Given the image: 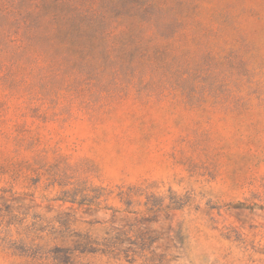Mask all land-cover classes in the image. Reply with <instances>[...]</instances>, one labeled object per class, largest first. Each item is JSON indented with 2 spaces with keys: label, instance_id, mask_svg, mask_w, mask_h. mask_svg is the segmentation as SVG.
<instances>
[{
  "label": "rangeland",
  "instance_id": "1",
  "mask_svg": "<svg viewBox=\"0 0 264 264\" xmlns=\"http://www.w3.org/2000/svg\"><path fill=\"white\" fill-rule=\"evenodd\" d=\"M42 1L0 0V264H264V0Z\"/></svg>",
  "mask_w": 264,
  "mask_h": 264
},
{
  "label": "trees",
  "instance_id": "2",
  "mask_svg": "<svg viewBox=\"0 0 264 264\" xmlns=\"http://www.w3.org/2000/svg\"><path fill=\"white\" fill-rule=\"evenodd\" d=\"M64 3L65 0H50V3L47 4L46 0H43L39 8L35 12L33 11L35 14L32 13L34 22L37 24L36 25L37 28L39 26L44 25L47 32L50 31V33H52V32H56L57 30L58 32H60L61 30L62 31L65 30V32L68 33V31L70 30L69 28H64L62 26H58V24L53 23V22H59L61 18H59L57 16V13L54 12L52 9L54 7L61 8V6H63ZM76 31L82 33L83 28H81V26H78L76 28ZM45 32L43 34L41 33V38L51 43L53 41L51 38H53L54 36L48 35L47 32L46 33ZM68 44L72 46L74 45V42L69 41ZM8 62H10L9 63L10 65H14L16 63V60L14 58H8Z\"/></svg>",
  "mask_w": 264,
  "mask_h": 264
}]
</instances>
